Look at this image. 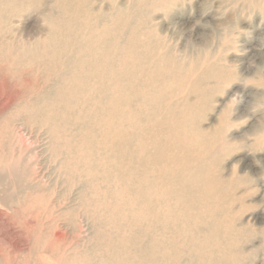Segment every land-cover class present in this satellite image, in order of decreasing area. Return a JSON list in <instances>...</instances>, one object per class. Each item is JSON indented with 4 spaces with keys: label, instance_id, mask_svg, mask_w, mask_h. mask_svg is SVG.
Instances as JSON below:
<instances>
[{
    "label": "rangeland",
    "instance_id": "1",
    "mask_svg": "<svg viewBox=\"0 0 264 264\" xmlns=\"http://www.w3.org/2000/svg\"><path fill=\"white\" fill-rule=\"evenodd\" d=\"M195 166L225 180L224 247L264 264V0H0V264H143L149 220L190 264Z\"/></svg>",
    "mask_w": 264,
    "mask_h": 264
},
{
    "label": "bare ground",
    "instance_id": "2",
    "mask_svg": "<svg viewBox=\"0 0 264 264\" xmlns=\"http://www.w3.org/2000/svg\"><path fill=\"white\" fill-rule=\"evenodd\" d=\"M207 93H209V92H207ZM137 140L138 139L136 136L132 137L130 135H126V140H125L124 146L126 145L128 157L134 155L133 144ZM120 142L121 141L117 140V139L114 140L113 142L111 140L112 148L114 147V157H115V152L119 151L118 145ZM145 143L146 144L140 145L139 150L144 154L145 147L147 146V148L149 149V151H148L149 155L153 158L151 160V158L149 157L148 166H144V163L141 164V167H145L146 171L148 172V171H151V169L153 167H155L156 165L159 166L161 164V162L163 161L161 159V157L164 158V156L162 155V153H161L162 151L158 148L156 142L151 143L152 144L151 148H149V145H147L148 142H145ZM163 150H164V148H163ZM167 150H170V148H168ZM117 159L121 160V157L119 154H118ZM142 159H143V157H142ZM156 159L160 160L161 162L156 161ZM137 161H139L141 163V158H140V160L138 159ZM177 161H179V159H177ZM178 163L179 162H177V164ZM196 166L191 169L192 171L190 172V175L188 178V181H190L191 179L195 180L196 188H198V189H196V192H194V193L192 192L189 194V198L191 199V204L193 206L190 208L192 213H191V216L189 218V221L191 222L190 224L193 227L189 231L190 234L188 236V239L187 240H185V239L181 240V241H183L182 245H184L183 247L181 246V251L183 253V256L187 255L190 264H239V262L242 263L244 245H237V246L233 245V246L227 247V248L224 247V245L227 244L229 242V240L232 238H230V236H229L230 233L223 227L224 223H221V220L219 219V215H220V211H221L220 210V200H218L217 198H214V197H216V195H218L220 192H222V189L225 185V180L221 179V177H220V179H221V181H220V179L218 178V181H220V182L223 181L221 183L222 184V186H221L220 182L219 183L214 182V178H213V176H212V174L208 168L196 167ZM139 168H140V166H138V169ZM136 169H137V162H134L133 167L131 168V171L132 170L135 171ZM207 173L211 175L210 178L212 179L213 183H209L208 185H205L204 181L208 179V176H206ZM127 176H129L131 178V174H127ZM215 176H216V174H215ZM134 181H135V179H133V182ZM224 192L225 191H223L222 193H224ZM201 199L207 200L206 203L202 206V208H205L204 212H206L207 214H204V213L198 214V210L201 208V206H200V208H197L196 203H198ZM198 215L201 218H199ZM229 223L230 222H228V224ZM230 225H231V223H230ZM232 227H233V225H232ZM248 229H249V227H248ZM159 230H160V225L158 223L157 231H159ZM241 230H244L242 232V234H245V232L247 231L246 227L241 228ZM152 231H153L152 220H149L146 224V231L143 233V239H141V236H139V233H137V231H135L134 233L131 234V236H136V237L139 236V239H138V237H137L138 240L135 237L132 239L130 237V240H128L129 245H130V243L131 244L138 243V245L135 249H132L131 247L130 248L134 251V253L138 254V260L141 257L143 264L149 263V262H154V261H158V263L162 264V262L165 260V257L162 253V252H164L165 248H166V253L167 254L170 253L169 255H172V256L177 255V253L180 252L179 251L180 247L177 245L178 241L176 240V236L174 235L173 231L169 230L168 233H166V235L168 236L167 240L168 241L172 240V241L169 242L165 246L162 245L160 242L158 243V240H159L158 237L157 238L152 237L151 239L149 238L150 233ZM249 234H251V233H248L247 236H249ZM260 234L262 236H264V230L263 229L260 232ZM248 238H250V241H253L251 235ZM177 239H178V237H177ZM187 241H188V245L185 244V243H187ZM190 243L193 245H191L189 247ZM199 248L201 249L200 251H199ZM200 259H204L203 263H198L200 261ZM173 264H175V263H173Z\"/></svg>",
    "mask_w": 264,
    "mask_h": 264
},
{
    "label": "clouds",
    "instance_id": "3",
    "mask_svg": "<svg viewBox=\"0 0 264 264\" xmlns=\"http://www.w3.org/2000/svg\"><path fill=\"white\" fill-rule=\"evenodd\" d=\"M231 35L232 31L228 28H225L219 33L218 39L221 43H223L227 38H230Z\"/></svg>",
    "mask_w": 264,
    "mask_h": 264
}]
</instances>
